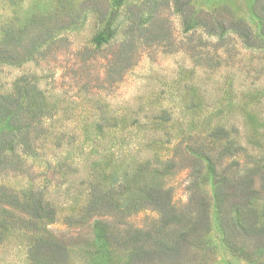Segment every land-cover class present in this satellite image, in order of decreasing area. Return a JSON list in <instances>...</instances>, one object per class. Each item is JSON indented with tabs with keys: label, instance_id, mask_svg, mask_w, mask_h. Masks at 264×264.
<instances>
[{
	"label": "rangeland",
	"instance_id": "obj_1",
	"mask_svg": "<svg viewBox=\"0 0 264 264\" xmlns=\"http://www.w3.org/2000/svg\"><path fill=\"white\" fill-rule=\"evenodd\" d=\"M262 7L264 0H183L200 20L185 30L175 0H0V41L32 49L17 63L0 61V93L37 90L46 107L24 136L22 171L0 172V264H93L95 219L123 238L134 228L160 230L155 209L117 211L108 199H126L118 183L128 173L130 189L134 180L167 190L183 210L198 194H215L200 181L206 153L225 185L250 179L248 188L218 189V213L210 209L203 239L177 262L144 264H264ZM111 16L113 37L98 47ZM236 23L249 28L253 46ZM216 25H225L220 35L211 32ZM85 132L95 144L83 141ZM93 178L105 187V207L87 205ZM27 189L42 218L12 204ZM236 213L255 227L244 233L231 221ZM110 240L115 249L102 264L141 263L123 239ZM57 243L63 259L51 253Z\"/></svg>",
	"mask_w": 264,
	"mask_h": 264
},
{
	"label": "trees",
	"instance_id": "obj_2",
	"mask_svg": "<svg viewBox=\"0 0 264 264\" xmlns=\"http://www.w3.org/2000/svg\"><path fill=\"white\" fill-rule=\"evenodd\" d=\"M118 1L121 3L122 0ZM175 4L176 8L181 11L184 16L185 30H189L195 23L200 22V20L195 18L192 13L189 14L185 11L183 8V0H175ZM259 14L260 16H264V7L260 9ZM112 20L111 16L107 20L104 28L94 38L96 46L99 47L100 45L107 43L113 37L114 30L111 26ZM224 26L225 25H220V27L217 25L213 26L211 32L220 35L224 30ZM233 28L242 36L246 46H253L251 32L247 26L241 23H236L233 25ZM43 36H45V33L38 34L31 39L29 44H38L40 40L43 39ZM31 50L32 49H29L22 53L16 52L3 39L2 42L0 41V61L10 64L17 63L25 55L29 56L32 52ZM38 94L39 91H27L26 88H19L16 94L0 93V172L6 170L14 171L18 169L19 171H22L24 155L27 153V144L24 136L26 135L28 128H31L38 121L39 116L46 110V107L42 104V100L39 99ZM83 135L85 136L83 141L89 140L90 144H95L98 139L95 135L92 136V134L88 132L83 133ZM203 163L206 168L201 179H199L203 185L209 183L212 192H215V194L210 196L206 191L202 192L198 194L197 197H193L191 202L184 206L183 210L179 211L171 204L169 192L167 190L151 186V184H142L140 181L136 183L134 180H132L133 187L130 189L128 187V182L126 181L130 179L131 176H128V173H125L121 179L122 183H118V186L121 187L119 192L125 193L126 199L122 200L110 197L108 200L110 201L112 208L119 211L126 210L131 205L135 206L138 204V206H140V204H142V206H149L155 209L158 213L161 228L154 232L149 231L148 229L134 228V230H131L132 232H126L125 237L123 238V236L115 234L114 227L107 225V223H101V220L95 219L93 222L94 239L98 244V248L94 250L95 253L91 259L93 264H102L104 260L110 259V254H112L111 250L115 249L114 245L112 248V241L110 239H117L118 241L123 239V245H121V247L126 249L129 258L139 257L137 259L139 260L138 262H141L140 264L157 259L174 263L177 262L182 255H185L186 252L188 253L192 248H195L196 245L194 243L192 244L191 241L195 239V237L196 239H203V232H205L204 230L208 227L210 221V209L212 208L215 213L218 209L215 200V196L218 195V189L221 188L225 191L226 187H228L231 188L232 191L237 190V192L244 193L250 182V179H247L248 183L246 184L241 183L240 181L235 182V180H233L231 185H225L228 178L218 171V163L216 159L206 153ZM247 172L250 174V169L247 168L244 170L245 175ZM100 182V179L95 178L90 181L91 189L86 195L89 208L93 205V207H95L96 205L104 206L105 204L103 199L105 197H102L104 193L100 192L105 189V187H102ZM29 191L30 189H27V194L26 190H21L20 194L12 195V204L19 205L22 208L33 207L37 209V215L42 218L46 213H43V207L33 204L28 200L32 199L29 195L31 194ZM111 191L116 192L112 189ZM108 194L109 193H107L106 196ZM22 195L25 199L20 201ZM19 206L15 207L20 208ZM1 213L2 211H0V214ZM238 213H236L237 215L232 214V220H230L234 221L235 225H238L244 233L255 227L254 225L246 227L243 224V221H241L242 219ZM103 221H106V219ZM176 227L177 229H175ZM42 240L43 239H40V237H37L35 242ZM117 243L121 242H116L115 245H117ZM56 247L57 250H52L51 253L54 257L59 256L56 258L63 259L66 254L65 249L58 243L56 244Z\"/></svg>",
	"mask_w": 264,
	"mask_h": 264
}]
</instances>
